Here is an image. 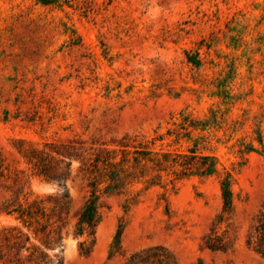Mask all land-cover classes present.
Masks as SVG:
<instances>
[{
  "label": "rangeland",
  "instance_id": "374dc122",
  "mask_svg": "<svg viewBox=\"0 0 264 264\" xmlns=\"http://www.w3.org/2000/svg\"><path fill=\"white\" fill-rule=\"evenodd\" d=\"M121 144L163 163L106 191L91 163L100 149L120 159ZM67 146L64 185L28 163ZM0 154V205L16 176L32 196L69 193L62 242L46 249L63 264H124L153 245L176 264H264L247 242L264 213V0H0ZM95 180L99 222L77 236ZM12 226L29 232L0 214V264H18Z\"/></svg>",
  "mask_w": 264,
  "mask_h": 264
},
{
  "label": "trees",
  "instance_id": "16d2710c",
  "mask_svg": "<svg viewBox=\"0 0 264 264\" xmlns=\"http://www.w3.org/2000/svg\"><path fill=\"white\" fill-rule=\"evenodd\" d=\"M45 4L54 3L55 0H40ZM120 149L122 155L118 159V153L115 150L100 149L92 163L91 174L98 173L107 176L109 181L106 191H115L125 184L126 179L131 177L142 160L151 161L155 165H160L163 161L151 150L141 145L121 144ZM133 146L134 149H130ZM65 150L51 149L49 152L45 150H33L34 155L30 156L28 163L33 164L35 168L41 166L39 174L44 175L48 179L58 181L64 185L66 180V169L70 163L65 161L66 157L72 156L71 147L67 146ZM131 150L135 154L133 163H130ZM1 155V154H0ZM46 156L55 159V165L44 161ZM56 155V156H54ZM165 156V155H164ZM167 160V159H165ZM51 166L53 169H51ZM131 168V170H130ZM214 165L209 164L206 170H213ZM51 170V171H50ZM142 176L143 170H140ZM0 175L4 176V163L0 157ZM93 189L91 194L85 200L75 225V235L83 236L85 234L93 235L95 228L99 222V199L100 194L97 189V180L91 182ZM229 178L222 181V194L224 198L225 210H228L232 204V190ZM11 193L0 205V214L5 213L14 215L15 218L22 223L26 229L33 233L34 237L40 241V244L33 243L29 232H25L19 226L4 228L9 235L6 236L7 246L9 249L16 247L15 254L18 264H63L61 258H51L46 251L62 242V223L68 216L71 200L68 192L63 194L48 195L46 197L32 196L26 190L25 184L20 181L19 176L13 178ZM248 244L259 252H264V213L258 216L256 223L253 225L247 239ZM207 245L212 249L223 248V243L209 236L207 237ZM25 251L24 256H19ZM2 257H0L1 259ZM9 261H12L11 259ZM124 264H176L171 252L163 245H153L142 248L131 253L126 257Z\"/></svg>",
  "mask_w": 264,
  "mask_h": 264
}]
</instances>
